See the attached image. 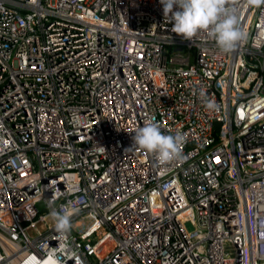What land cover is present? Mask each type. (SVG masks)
<instances>
[{"label":"built area","instance_id":"obj_1","mask_svg":"<svg viewBox=\"0 0 264 264\" xmlns=\"http://www.w3.org/2000/svg\"><path fill=\"white\" fill-rule=\"evenodd\" d=\"M235 7L224 53L159 0H0V264H264V5Z\"/></svg>","mask_w":264,"mask_h":264},{"label":"clouds","instance_id":"obj_2","mask_svg":"<svg viewBox=\"0 0 264 264\" xmlns=\"http://www.w3.org/2000/svg\"><path fill=\"white\" fill-rule=\"evenodd\" d=\"M163 16L172 25L171 31L185 40H190L201 31H208L217 46L224 53H231L239 42L245 39L244 31L238 25V12L235 0H159ZM249 6L264 5V0H247ZM211 107V102H208ZM133 145L148 153L155 154L158 160L166 163L181 155L184 142L181 133L164 134L155 122H148L138 128L132 136ZM76 207L64 208L51 213L56 231L64 234L71 229V218L78 214ZM53 256V264L57 257Z\"/></svg>","mask_w":264,"mask_h":264},{"label":"bare ground","instance_id":"obj_3","mask_svg":"<svg viewBox=\"0 0 264 264\" xmlns=\"http://www.w3.org/2000/svg\"><path fill=\"white\" fill-rule=\"evenodd\" d=\"M256 251L262 252L264 254V245L262 244H257L256 245Z\"/></svg>","mask_w":264,"mask_h":264},{"label":"trees","instance_id":"obj_4","mask_svg":"<svg viewBox=\"0 0 264 264\" xmlns=\"http://www.w3.org/2000/svg\"><path fill=\"white\" fill-rule=\"evenodd\" d=\"M80 220L83 221L84 218L83 217H80ZM89 222H84V227H86V225L88 224Z\"/></svg>","mask_w":264,"mask_h":264},{"label":"rangeland","instance_id":"obj_5","mask_svg":"<svg viewBox=\"0 0 264 264\" xmlns=\"http://www.w3.org/2000/svg\"><path fill=\"white\" fill-rule=\"evenodd\" d=\"M186 227L188 228V229H191V226L188 224V223H186ZM104 241V240H103ZM103 241H101L100 243H102Z\"/></svg>","mask_w":264,"mask_h":264}]
</instances>
